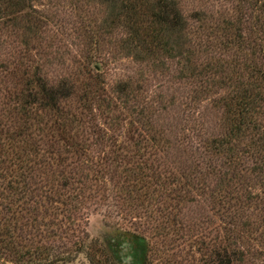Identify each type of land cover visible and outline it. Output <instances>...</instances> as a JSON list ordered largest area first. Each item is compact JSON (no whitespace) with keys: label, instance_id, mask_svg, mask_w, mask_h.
I'll use <instances>...</instances> for the list:
<instances>
[{"label":"rangeland","instance_id":"1","mask_svg":"<svg viewBox=\"0 0 264 264\" xmlns=\"http://www.w3.org/2000/svg\"><path fill=\"white\" fill-rule=\"evenodd\" d=\"M235 8H238L235 0L181 1L187 23L191 22L189 15L194 12H200L206 21L218 23L236 15ZM34 9L45 16V25L36 34V40L28 41V48L45 81L51 85L63 81L75 84L82 78L86 81L79 72L85 63L84 52L97 50L98 61L102 62L105 99L112 98L115 109L107 115L100 104L99 107L92 105L90 114L76 115L79 125L72 127L78 130L80 140L82 136L79 144L83 149L77 156L71 157L61 148L42 157V163L28 154L22 157L25 166L30 162L29 167H33L32 175L15 174L12 155L7 150L2 152L0 229L4 223L8 224L5 226L9 232L14 226L17 229L14 235H19L15 240L30 251L46 248L47 258L51 259L47 264H215L211 255L216 247L224 246L227 238L232 248L243 250L247 255L255 246L261 256L254 264H264V203L261 211H252V207L245 210L246 218L241 217L240 223L230 224L224 215L227 203H239L246 194L245 190H233L237 183L240 186L247 183L251 202L261 204L264 182L260 187L254 184L253 177L246 180L247 173L243 172L226 186L218 175L213 178L202 175L203 185L194 188L180 176L188 175L196 163L203 174L206 167L205 163L195 161V142L202 135L210 137L218 133L221 115L219 107L212 104L216 96H199L197 103L191 100L197 81L181 66L193 68L205 56L199 58L195 52L193 58L188 56L186 50L194 46L187 40L188 36L181 38L170 59L161 56L141 60L143 57L123 47L119 30L112 34L104 31L107 8L100 0H40ZM88 28H96L101 34L93 39L99 42L89 49L84 32ZM23 43L20 33L11 28L0 29V105L4 97L11 96L8 92L11 94L16 85L10 68L27 62V47ZM178 53H182L179 58ZM119 82L129 89L117 98L112 91ZM224 87H218L220 95ZM212 89L216 91V87ZM134 110H143L138 122ZM259 122L264 124V114L260 115ZM143 129L151 130L145 135ZM33 137L45 146L43 137ZM121 146L124 150L116 155L122 159L119 166L111 169L110 182L107 176L99 178L98 171L103 164L99 159L109 161L111 150L116 147L120 150ZM139 156L149 157L161 178L166 176L167 182L168 178L175 181L171 186L180 197L175 201L176 208L167 214L168 219L161 217L163 206L158 204L157 197L161 193L155 180H146L145 194V189L136 182L151 172L142 167L140 174H135V163H126ZM57 163L63 166L57 168ZM61 170L65 176L69 172L73 177L72 188L66 196H80L77 201L66 196L61 198L70 203L64 208L51 202L55 189L50 191L45 181L52 176L56 179L57 171ZM12 177H21L25 185L23 196L16 203L20 197L13 196L6 187L13 184ZM10 205L11 210L25 209V214L17 211L22 216L12 218ZM244 227L248 229L244 236L233 234ZM5 260L0 259V264Z\"/></svg>","mask_w":264,"mask_h":264},{"label":"trees","instance_id":"2","mask_svg":"<svg viewBox=\"0 0 264 264\" xmlns=\"http://www.w3.org/2000/svg\"><path fill=\"white\" fill-rule=\"evenodd\" d=\"M39 1L0 0V29L11 28L13 32L20 33L23 44L27 47L25 49L27 62L18 63L9 70L16 85L11 94L8 92L11 96L4 97V101L1 102L3 109L0 110V155L4 150L9 151L14 160L13 164L16 166L15 174L18 173L21 176L32 175L35 172L33 167H29L30 162L24 165L25 158L22 157L26 154L33 156L38 163H42V157L61 148L69 152L71 157L83 152L79 144L82 136L80 140L78 130L72 127V125H79L76 115L90 114L92 105L99 107L100 104V109H103L107 115L115 109L112 98L105 99L107 94L103 86L102 62L98 61L100 52L97 50L84 52L85 63L79 72L84 74L86 81L82 78L75 84L63 81L51 85L40 74V68L31 60L32 56L28 48L30 44L28 41L32 38L36 40V34H40V30L45 25V16L34 9ZM100 1L106 4L107 8L106 23L103 24V28L107 29L104 31L112 34L119 30L123 47L128 48L134 55L143 57L141 60L156 59L161 56L170 59L172 53L176 52L178 44L181 43V38L187 36V40L194 43L192 49L186 50L188 56L193 58L194 52L199 58L205 56V59L193 68L190 66L188 68L181 66V68L189 71L188 76L197 81L191 96L193 103H197V98L202 95L217 97L212 100V104L219 107L221 111L220 125L216 135L210 137L202 135L201 139L195 142L197 149L195 161L205 163L206 169L201 174L198 169L200 165L194 164L188 175H180L185 179L186 184L188 186L192 184L194 188L200 187L204 182L202 175L206 177L210 175L212 178L218 175L228 186V183L235 182L232 181L233 178L236 180L239 175L242 176V173L246 172L244 176L246 180H251L253 177L254 184L263 187L264 124L259 122V117L264 114V0H235L238 5V8L234 9L236 15L218 23L206 21V17L200 12L189 15L191 22L187 23L182 14V0ZM84 32L89 40L87 49L99 42V40H93L101 35L96 28L84 29ZM177 55L179 58L182 53ZM223 85L226 87L220 95L221 91L219 92L218 87L221 86L222 89ZM215 87L216 91H213L212 88ZM128 89V85L119 82L112 94L118 98ZM125 97L130 96L125 95ZM72 103H76V106L71 105ZM141 111H133L135 121ZM150 130L143 129V132L146 135L150 133ZM33 136L43 137L45 146L39 145L38 140ZM110 146L113 147V145ZM118 148L111 150L112 158L109 161L107 158L99 159L103 163L98 171L99 178L107 176L109 182L112 179L108 178L111 169L119 166L122 159V156L116 153L124 150L123 146L120 150ZM198 157L199 159H196ZM62 159L65 162V159ZM135 159V161H126L127 164L135 163V174H140L142 167L151 172L150 175L143 174L140 179H136V182L145 189L143 191L145 194L148 189L146 180L148 178L155 180L154 184L159 187L158 191L161 193L157 194L158 204L163 206L160 211L161 217L164 220L168 219L167 214L176 208L175 201H179L180 197L171 186L175 181L168 178L167 182L166 176L161 178L152 161H149V157L139 156ZM55 166L58 168L63 165L60 166V163H57ZM57 172L56 179L52 176L45 181L50 185V191L55 189L52 191L55 195L52 194L51 202L64 208L70 203L61 198H64L72 188L73 177L69 172H66L65 176L64 170ZM11 180L13 184L6 187L13 196L20 197L15 201L16 203L23 196L25 185L21 177L15 179L12 177ZM237 184V186L234 184L233 190H245L246 194L240 198L239 203L229 204L225 201L227 207L224 215L230 224L240 223L241 217L246 218L245 210L250 207L253 208L252 211H261L264 203V196L261 204L252 203L253 198L248 196L247 183L242 186ZM69 195L65 198L75 201L78 197L80 198L78 195ZM254 199L257 198L254 197ZM11 208L10 205L8 210ZM11 211L12 218L19 215L17 211L24 214L26 212L21 207ZM5 225L8 224L4 223L0 229V259L6 258L2 264H47L46 262H50L46 248L30 251L20 241L15 240L19 236L14 235L17 229L13 226L10 231L12 236ZM247 231L248 229L244 227L233 234L244 236ZM228 240V238L225 239L224 246L216 247L213 251L211 256L215 259V264H254L261 256V252L258 253L255 246L248 255L243 250L236 251Z\"/></svg>","mask_w":264,"mask_h":264}]
</instances>
